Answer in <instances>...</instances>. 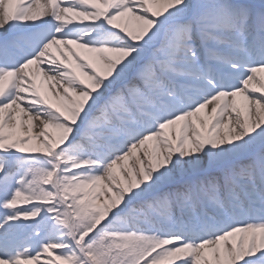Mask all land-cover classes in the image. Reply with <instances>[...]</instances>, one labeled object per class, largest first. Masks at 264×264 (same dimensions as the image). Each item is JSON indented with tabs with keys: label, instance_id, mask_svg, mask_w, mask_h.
<instances>
[{
	"label": "snow or ice",
	"instance_id": "6c2138e0",
	"mask_svg": "<svg viewBox=\"0 0 264 264\" xmlns=\"http://www.w3.org/2000/svg\"><path fill=\"white\" fill-rule=\"evenodd\" d=\"M0 264H264V0H0Z\"/></svg>",
	"mask_w": 264,
	"mask_h": 264
}]
</instances>
